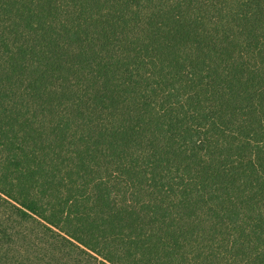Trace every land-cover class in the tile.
Here are the masks:
<instances>
[{
	"label": "trees",
	"instance_id": "16d2710c",
	"mask_svg": "<svg viewBox=\"0 0 264 264\" xmlns=\"http://www.w3.org/2000/svg\"><path fill=\"white\" fill-rule=\"evenodd\" d=\"M0 264H264V0H0Z\"/></svg>",
	"mask_w": 264,
	"mask_h": 264
},
{
	"label": "rangeland",
	"instance_id": "374dc122",
	"mask_svg": "<svg viewBox=\"0 0 264 264\" xmlns=\"http://www.w3.org/2000/svg\"><path fill=\"white\" fill-rule=\"evenodd\" d=\"M1 211V210H0Z\"/></svg>",
	"mask_w": 264,
	"mask_h": 264
}]
</instances>
